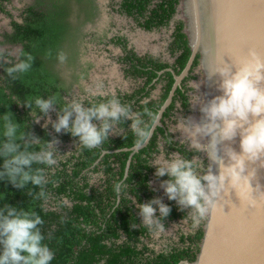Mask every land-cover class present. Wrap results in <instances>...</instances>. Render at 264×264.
<instances>
[{
  "label": "trees",
  "instance_id": "16d2710c",
  "mask_svg": "<svg viewBox=\"0 0 264 264\" xmlns=\"http://www.w3.org/2000/svg\"><path fill=\"white\" fill-rule=\"evenodd\" d=\"M11 3L12 0H0V14L13 18L8 9ZM179 4L180 0H122L121 11L139 21L144 19L141 24L152 31L154 28L168 27L177 14ZM25 13L23 23L12 21L14 32L6 33L4 42L0 44L23 43L20 63L31 57L28 61L31 67L25 72L15 73L13 78L7 69L17 65L15 58L0 51V116L11 112L22 130L28 133V141L34 136L39 137V140L33 141L36 150L44 141H53L57 163L52 167L33 165V169H44L46 183L42 188L32 183L24 188H16L6 178L0 180V208L7 204L34 211L41 216L43 223L38 227L44 236L43 243L54 253L51 264L193 263L204 238L206 216L198 218V227L192 233H182L178 243L167 250L157 251L152 246L154 229L143 224L139 206L155 199L156 192L151 187V181L156 176V169L149 166V161L161 150L160 136L164 138L169 153L176 151L187 159H193L194 156H200L201 152L189 150L185 144L176 142L172 134L166 135L164 128L158 127L149 144L133 154L129 149L136 146V138L131 132V120H122L119 126L123 132L116 137L109 133L107 140L93 149L84 148L78 137L63 131L55 132L53 123H47V127L45 122L36 123L30 115V109L24 106L25 101H34L36 97L55 98L54 105L61 110L67 102L51 94L52 89L55 92L59 89L51 85V73L45 64V60L55 56L58 44L57 24L53 16L47 15L54 14V11L30 7ZM170 50L174 56H178L175 71L179 75L192 54L184 21L176 22ZM200 57L199 54L191 73L199 67ZM138 61L143 62L141 58ZM153 63L157 65L158 62ZM168 67L167 64L158 63L156 68L162 71ZM134 69L140 77L149 74L148 83L158 76L152 70L145 73L141 67L135 66ZM166 77L168 81L159 101L138 104L137 112L142 114L146 123L151 122L148 113L157 117L170 95L174 77L171 72H167ZM196 79L197 76L191 74L185 83ZM188 84L177 92L187 113L190 111L189 92L192 90ZM175 99L165 113V118H170L175 109ZM86 106H89V101ZM37 115L46 117L38 111ZM69 143L73 144L70 149L67 146ZM204 163L207 165V160ZM2 164L3 160L0 159V166ZM157 179L163 181L167 177ZM118 183L121 185L120 192L115 190ZM41 191L43 196L40 195ZM165 204L171 207L170 214L160 219L165 227L180 220H189L191 226L197 223L193 221L190 208L169 200L167 195Z\"/></svg>",
  "mask_w": 264,
  "mask_h": 264
},
{
  "label": "clouds",
  "instance_id": "9594fccd",
  "mask_svg": "<svg viewBox=\"0 0 264 264\" xmlns=\"http://www.w3.org/2000/svg\"><path fill=\"white\" fill-rule=\"evenodd\" d=\"M28 61L8 68V74L15 78V73L27 71L31 67ZM207 74L209 79L218 78L220 94L205 101L197 95L191 96L189 103L200 104L204 122L190 118L177 120L175 130L185 134L186 142L196 153H206L210 163L205 165L199 158L187 159L178 153L166 155L163 150L149 161L158 178L167 177L161 186L168 199L190 208L194 222L204 218L226 191L233 190L241 198H249L257 175V170L249 169V164L264 158V55L252 51L247 58L232 65L212 61ZM199 87L197 83L191 84L193 90ZM54 103L55 98L36 97L34 101H25L24 106L39 123L37 111L47 116ZM148 115L151 122L146 123L140 112H133L131 106L122 104L115 97L100 102L90 100L87 107L80 98L63 106L53 128L57 133L63 131L78 137L84 148L93 149L104 143L109 132L122 120H131L135 144L140 146L150 139L157 119L153 113ZM94 120L100 124L93 123ZM27 137L28 133L22 130L11 112L0 116V159L3 160L0 180L6 178L16 188H24L28 183L42 188L46 183L44 169H33V165H56L54 142L44 141L36 150L33 141L39 137L34 136L31 141ZM209 137L207 143L201 142L202 138ZM236 137L240 140L239 152L230 143H225ZM221 144L225 146L228 163L219 155ZM214 166L216 172H213ZM259 187L257 183L256 188ZM115 190L120 192L119 183ZM40 195H44L43 191ZM139 207L143 224L149 229L162 231L160 219L170 214L171 207L158 198ZM157 210L159 218L156 217ZM42 223L41 216L34 211L7 204L0 208V264H51L54 253L43 243L44 236L38 227Z\"/></svg>",
  "mask_w": 264,
  "mask_h": 264
},
{
  "label": "flooded vegetation",
  "instance_id": "af4514ba",
  "mask_svg": "<svg viewBox=\"0 0 264 264\" xmlns=\"http://www.w3.org/2000/svg\"><path fill=\"white\" fill-rule=\"evenodd\" d=\"M16 1L17 0H12V3L8 6L13 18L6 14H0V22L2 16L9 19L8 28L3 30L0 28V42H4L6 33L12 34L14 32L12 27L13 20L23 23V17L26 14L25 11L30 7H35L41 11H54V14L47 15L53 16L57 24L59 32L56 38L58 44H56L57 49L55 56L52 59L45 60L47 69L50 71L52 77V82L50 83L53 88L57 87L59 89L57 92L52 89V95L62 98L67 103H70L74 99L83 98L85 107H87V101L97 99L107 100L115 97L119 99L122 104L131 106L133 112H137L139 107L138 104H145L151 101L157 102L161 99L168 81L166 77L167 72H171L174 77V84L171 89L172 92L176 83L175 77L178 75L175 71L178 56H174L170 50L176 22L178 20L175 18L176 15L168 27L162 26L148 31L141 24V22L144 23V19L139 21L135 17L129 16L121 11L122 0H111L110 7L113 16L108 20L109 23L104 22V24L101 22V20L104 19V17H102L103 3L99 0H30L24 5H17ZM61 11L63 14H58V12ZM123 19H126L127 23H124ZM152 32H163L165 35L167 33L170 34L167 54L162 51L159 53L155 52L149 48V45L145 44V40L148 41L147 43H150L149 38L151 39ZM3 47L6 48L5 51L2 49ZM10 48H19L17 55H13L10 50H8ZM0 51L2 53H8L15 58V63L19 64L24 51V44H0ZM168 54L171 57L170 60H167ZM61 56H63V59H60ZM138 58H141L143 62L138 61ZM152 58L154 59L153 62L167 64L169 67L162 71H157L156 67L158 63L155 65V63L151 61ZM135 66L144 69L145 73L152 70L156 72L158 76L154 78L153 82L148 83L149 74L143 77L136 75ZM194 72H190V75H194ZM190 75L183 80L182 84L177 87L174 93L169 107L176 98L175 109L170 115V118H165L168 107L161 119L162 125L158 126L164 128L166 135L172 134L176 142L185 144L187 148V143L177 137L172 125L179 120V115H191V103L190 111L187 113L183 108L180 96L177 97L178 89L188 84L187 82L185 83V81ZM188 88H191L189 84ZM192 91L193 89L189 92V96ZM93 93L96 95L93 96ZM58 113H62V110L54 105L45 118L40 117L39 123L45 122L48 117H52V119L55 118L56 121ZM42 119L44 121L40 122ZM93 123L97 125L100 124L99 121ZM122 132L119 124H117L109 133L111 136L116 137ZM160 140V149L163 150L166 155L171 154L166 150V142L162 136H160ZM201 142L207 143L208 138H202ZM188 149L193 150L192 147ZM172 153L178 152L175 151ZM178 154L181 155L180 153ZM205 154L206 153L201 152L200 156H194L193 158H199L203 161L207 160L208 163V158H206ZM155 180L160 181L162 185V181L157 179V176H153L151 187L152 182ZM153 190L156 192L155 199L160 198V200L165 203L166 193L164 188L162 186L160 188L163 192H157L154 188ZM119 199L120 197H118V201ZM182 233L189 234L192 232H179L178 242L179 236Z\"/></svg>",
  "mask_w": 264,
  "mask_h": 264
},
{
  "label": "water",
  "instance_id": "95a60500",
  "mask_svg": "<svg viewBox=\"0 0 264 264\" xmlns=\"http://www.w3.org/2000/svg\"><path fill=\"white\" fill-rule=\"evenodd\" d=\"M189 5L188 0H180L175 18H182L179 10H184L182 16L188 18L185 33L192 54L186 68L175 77L176 83L159 112L151 137L155 129L162 125L161 119L171 104L177 87L190 75L199 54L205 85L213 87L214 96L220 94L219 80L208 78L210 62L219 61L232 65L247 58L252 51L264 55V0H204V23L209 52L201 45V37L198 35L199 19L197 14H192ZM211 98L212 96H206V100ZM151 137L144 144L129 150L133 154L140 151L148 145ZM225 143H230L237 152L240 151L239 137ZM224 147V144L219 146V155L228 163ZM130 163L131 160L129 167ZM252 168L257 170V175L250 197L241 198L233 190L224 192L206 214L204 238L197 259L193 263L183 261L180 264H264V158L255 164H249V169ZM216 171L214 166L213 172ZM257 183L259 188H256Z\"/></svg>",
  "mask_w": 264,
  "mask_h": 264
},
{
  "label": "rangeland",
  "instance_id": "374dc122",
  "mask_svg": "<svg viewBox=\"0 0 264 264\" xmlns=\"http://www.w3.org/2000/svg\"><path fill=\"white\" fill-rule=\"evenodd\" d=\"M29 1L30 0H17L16 4L17 5H24ZM99 1H101L103 3L102 4V7H103V13H102L103 16L102 17H104V19L101 20V22L103 24H104V22L109 23L108 20L110 18H112V16H113V13H112V10L110 7L111 0H99ZM179 14L181 15L182 18L179 17V19L177 21L182 20L184 22H187L188 18H186L185 16L184 17L182 16L184 14V10L180 9ZM1 18H2V20L0 22V28L2 30L8 28L9 19L5 18L3 16ZM123 22L127 23L126 19H123ZM169 38H170L169 33H167L165 35L163 32H152L151 33V39L149 38L150 43H147L148 41L145 40V42H146L145 44L149 45V48L155 52L159 53L162 51V52H165L167 54V48L169 45ZM2 49H3V51L6 50V48H4V47ZM8 50H10V52L13 55H17L19 48H12V49L10 48ZM167 58H168L167 60L171 59L169 54L167 55ZM194 75L197 76V79L196 80H190L189 85L191 86L192 83H197L200 85V87L198 90H193L190 93V98L193 95H197L200 97V99L202 101H205L206 96L208 97V86L206 87V85H205L204 70L201 67H199L195 70ZM206 89H207V91H206ZM191 106H192L191 115L184 116L183 114H181V115H179V120L182 121L185 118H190L196 122L203 123L204 122V120H203L204 114L202 115L203 116V118H202L201 111H200V104L191 103ZM41 121H44V120L42 119V120H40V122ZM53 122H55V118L52 119V117H48V119L45 120V123H48V124L53 123ZM175 126H176V123L172 125V128L176 132L177 137L186 142L185 134L180 132V131H176ZM186 143L188 145V148H191V144L188 142H186ZM72 145H73L72 143H69L67 146L70 149V148H72ZM206 158H207V155H206ZM152 187L155 190H157V192H161V191L163 192V190H160L161 182L158 180H155L154 182H152ZM158 199H160V198H158ZM154 207L158 208V206H156V205ZM156 216H157V213H156ZM197 227H198V222L196 224H194V226H191L189 220L174 222V223L169 224L168 227H165L163 225L162 231L154 229V240L152 242V246L155 247V249L157 251L167 250L169 248V246L178 243L179 232H185V233H188L190 231L193 232L194 228L196 229Z\"/></svg>",
  "mask_w": 264,
  "mask_h": 264
},
{
  "label": "bare ground",
  "instance_id": "6f19581e",
  "mask_svg": "<svg viewBox=\"0 0 264 264\" xmlns=\"http://www.w3.org/2000/svg\"><path fill=\"white\" fill-rule=\"evenodd\" d=\"M188 3L192 14H197L199 19L198 35L201 37V45L209 52L204 23V0H188ZM195 30L197 31V27ZM210 96H214V90L212 86L208 85V97L210 98Z\"/></svg>",
  "mask_w": 264,
  "mask_h": 264
}]
</instances>
